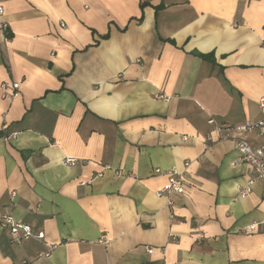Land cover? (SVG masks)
Instances as JSON below:
<instances>
[{
  "label": "crops",
  "instance_id": "1",
  "mask_svg": "<svg viewBox=\"0 0 264 264\" xmlns=\"http://www.w3.org/2000/svg\"><path fill=\"white\" fill-rule=\"evenodd\" d=\"M0 3V215L56 246L0 226V264H264V179L209 124L264 119V0Z\"/></svg>",
  "mask_w": 264,
  "mask_h": 264
},
{
  "label": "built area",
  "instance_id": "2",
  "mask_svg": "<svg viewBox=\"0 0 264 264\" xmlns=\"http://www.w3.org/2000/svg\"><path fill=\"white\" fill-rule=\"evenodd\" d=\"M5 14V9L0 3V31L4 33H9V26L5 23L2 18ZM3 99H14L20 92L19 83L3 84L2 85ZM157 98L163 100H169V97L165 95H158ZM260 109L264 114V99L260 102ZM210 125L215 126V130L222 133L224 139L234 141L236 145V150L239 154V162L249 165L255 172L257 179H264V143L258 147H252L248 141L243 138V134H247L254 131H259L260 135L264 138V119L259 121H247L242 124H228V123H218L214 119L209 120ZM212 138H209V141ZM67 164L75 165L77 160L67 159ZM189 164H186L188 167ZM167 173L169 175V181L164 186V188L157 193V195H166L168 197L172 195H182L186 191V184L188 182V174L186 172H179L177 170L163 171L161 169H155V174ZM253 181H250L248 186L240 191L241 197H246L250 192L253 185ZM0 226L7 228L9 231L10 238L13 242L21 243L24 240L36 239L38 241H43L46 250L40 253L41 257H50L55 249V245L49 243L45 240V234L43 232L34 233L30 225L17 221L10 214L0 215ZM251 227V229H253ZM152 252V249L149 250Z\"/></svg>",
  "mask_w": 264,
  "mask_h": 264
},
{
  "label": "trees",
  "instance_id": "3",
  "mask_svg": "<svg viewBox=\"0 0 264 264\" xmlns=\"http://www.w3.org/2000/svg\"><path fill=\"white\" fill-rule=\"evenodd\" d=\"M203 57L206 58V59H211L212 58V55H209V56H204L203 55Z\"/></svg>",
  "mask_w": 264,
  "mask_h": 264
}]
</instances>
